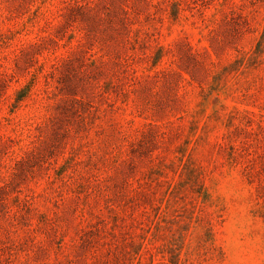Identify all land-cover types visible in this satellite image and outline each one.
<instances>
[{
  "label": "rangeland",
  "instance_id": "rangeland-1",
  "mask_svg": "<svg viewBox=\"0 0 264 264\" xmlns=\"http://www.w3.org/2000/svg\"><path fill=\"white\" fill-rule=\"evenodd\" d=\"M0 264H264V0H0Z\"/></svg>",
  "mask_w": 264,
  "mask_h": 264
}]
</instances>
